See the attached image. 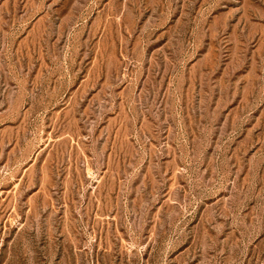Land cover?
Here are the masks:
<instances>
[{"label":"rangeland","instance_id":"1","mask_svg":"<svg viewBox=\"0 0 264 264\" xmlns=\"http://www.w3.org/2000/svg\"><path fill=\"white\" fill-rule=\"evenodd\" d=\"M0 264H264V0H0Z\"/></svg>","mask_w":264,"mask_h":264}]
</instances>
